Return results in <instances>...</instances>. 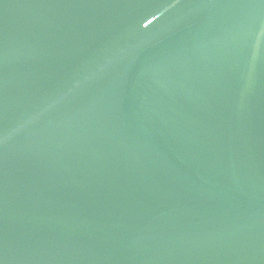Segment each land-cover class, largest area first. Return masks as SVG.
Returning a JSON list of instances; mask_svg holds the SVG:
<instances>
[{"label": "water", "instance_id": "1", "mask_svg": "<svg viewBox=\"0 0 264 264\" xmlns=\"http://www.w3.org/2000/svg\"><path fill=\"white\" fill-rule=\"evenodd\" d=\"M0 264H264V0H0Z\"/></svg>", "mask_w": 264, "mask_h": 264}]
</instances>
